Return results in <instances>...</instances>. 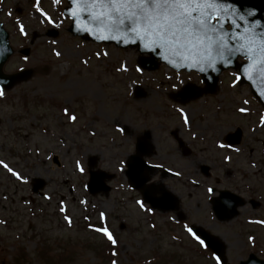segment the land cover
<instances>
[{
  "label": "rangeland",
  "instance_id": "374dc122",
  "mask_svg": "<svg viewBox=\"0 0 264 264\" xmlns=\"http://www.w3.org/2000/svg\"><path fill=\"white\" fill-rule=\"evenodd\" d=\"M35 4L37 0L0 4L11 45L30 47L27 61L14 54L4 72L33 70L28 81L0 98V160L22 177L17 180L0 167V220L4 221L0 264H15L21 248L28 254L22 264H110L112 256L105 253L111 242L95 231L105 227L116 240V264H217L211 252L202 250L185 231L184 226L191 224L218 236L225 264H238L249 253L264 259V125L260 122L264 113L246 85L233 84L235 71L221 74L214 95L192 103L193 124L208 130L202 140L193 142L191 154L178 160L179 151L167 130L183 125L164 97L182 82H200V77L164 66L137 72L138 54L133 49L70 35V19L62 13L65 0H39V8L53 24ZM50 30L57 32L56 37L47 36ZM33 32L38 37L33 39ZM136 89L141 92L138 97ZM236 130L241 131L240 152L218 149L217 143ZM145 131L156 138V158L181 171L178 178L156 173L151 177L177 198L174 211H147L149 206L124 176L127 156ZM224 154H230L229 163ZM92 155L96 168L114 174L106 193L92 195L85 188ZM77 162L83 172L77 170ZM202 162L210 166L213 176L229 173L244 182L248 196L257 195L261 206L245 205L235 218L217 221L206 193L193 190L190 182L192 176L202 177L198 168ZM33 178L44 180L41 194L31 192ZM41 244L47 246L38 249Z\"/></svg>",
  "mask_w": 264,
  "mask_h": 264
},
{
  "label": "snow or ice",
  "instance_id": "6c2138e0",
  "mask_svg": "<svg viewBox=\"0 0 264 264\" xmlns=\"http://www.w3.org/2000/svg\"><path fill=\"white\" fill-rule=\"evenodd\" d=\"M53 2L57 3L58 0ZM38 4L39 0L33 6L49 24H53L54 21ZM71 4L79 6L77 10H69L74 19L78 18L80 13H85L99 31L106 33L98 35L97 39L123 40L133 44L140 42L145 50L155 48L170 52L177 59L185 61L184 66L199 68L200 71L205 68L215 70L217 63L231 65L234 57L242 56L245 64L235 74L233 84H237L242 78L251 81L257 74L264 78V24L253 19L254 10H240L230 0H71ZM20 32L21 35L26 34L22 25ZM56 55L59 56L60 53L57 52ZM23 59L27 61L28 57ZM165 59L168 57L165 56ZM169 63L173 61L169 60ZM173 66L176 65L173 63ZM123 70L127 71L126 68ZM136 71L141 69L137 68ZM4 96L5 90L0 88V98ZM177 111L184 124L188 125L190 119L185 110L177 108ZM238 111L246 112L247 109L240 108ZM70 119L74 120L75 117ZM260 122L264 125V115L261 116ZM224 159L227 161L230 157L225 156ZM0 167L5 168L17 180L22 179L20 174L3 160H0ZM76 167L77 170L84 171L79 162ZM179 174L174 173L177 176ZM213 191V188L207 189L208 193ZM136 203L140 208H144L141 201ZM64 211L61 206V212ZM104 218L105 214L101 213V219ZM64 219L71 223L67 215ZM0 223L4 221L0 220ZM184 227L200 247H207L206 242L190 225ZM95 231L102 232L109 242L116 244L114 236L106 227L96 228ZM249 240H252V237H249ZM214 258L217 264H220L219 258ZM112 264H116V261L113 260Z\"/></svg>",
  "mask_w": 264,
  "mask_h": 264
},
{
  "label": "water",
  "instance_id": "95a60500",
  "mask_svg": "<svg viewBox=\"0 0 264 264\" xmlns=\"http://www.w3.org/2000/svg\"><path fill=\"white\" fill-rule=\"evenodd\" d=\"M68 3V6L64 8V13L68 15L72 21L70 26L68 27V31L74 35L79 36L85 41H94L96 43H104V44H114L116 47L121 48H131L138 52L139 54V64L143 69L146 70H154L156 69L160 63H165L166 65L174 68V69H185L187 71L189 70H196L198 71L201 76L203 82H205L206 90L204 92L211 93V88L216 85V82L218 80V75L222 70L229 69V68H235L239 70L241 67L244 66L245 62L238 63L237 58L242 56H236L233 58V62L231 65H225L224 63H217L215 65V70L211 68H205L204 71H200L199 68H192L184 66L186 64L185 61L177 59V57L170 53L165 52L162 49H155L152 50H145L142 47V44L140 42H137L135 44L133 43H125L123 40H114V39H108V40H101L97 39L96 37L103 33L102 31L98 30V27L94 24V22L88 18L87 14L80 13L79 17L74 19L71 16L70 9L77 10L79 6H73L71 4V0H66ZM232 4H234L238 9L240 10H247L252 9L255 11V16L253 19L261 21L262 24H264V0H230ZM57 34L56 31H52L49 33V35L55 36ZM8 35L4 30H0V52H2L1 58H0V86L4 89H10L14 84L27 80L32 73L31 69L23 70L14 74H3L2 73V66L6 59L12 54V49L8 46ZM28 51V50H24ZM165 56L168 57V59H165ZM243 58V57H242ZM169 60L173 61V63L176 66H173V63H169ZM242 82H245L249 85L251 93L255 96V98L259 101V103L264 107V78L260 77L258 74L257 76L249 81L246 79H241ZM137 95H140V92L136 93ZM181 94V92H180ZM202 94V92H201ZM139 144V143H138ZM141 144V142H140ZM95 161L92 159L90 162V165H94ZM127 170L126 175L129 178V181L135 186L140 187V185L145 181L144 178H141L140 180L137 179V171L142 168V165L135 166V164H131L128 162L127 164ZM136 173V174H134ZM136 176V177H135ZM112 175L105 174L101 171L98 172H91L90 173V179L88 182V188L91 193L98 192L100 190L107 191L109 188L104 183H102L103 179H110ZM44 185V182L42 180H35V183L33 185V190L37 192L39 188H42ZM141 188V187H140ZM228 197L225 198L227 200ZM222 206V210L217 211L220 217L226 216L230 217L235 212H230L231 214L224 212V206L223 203L220 204ZM233 211V210H231ZM198 233L202 235L204 240L206 241L207 245L214 249L220 257L223 259L221 248L219 247L220 244H216V238L210 236L208 233L201 231L200 229L197 230ZM218 242V241H217ZM219 245V246H218ZM251 260H254V257L251 256L250 260L247 262L241 263V264H249L251 263ZM261 264H264V262H260Z\"/></svg>",
  "mask_w": 264,
  "mask_h": 264
},
{
  "label": "flooded vegetation",
  "instance_id": "af4514ba",
  "mask_svg": "<svg viewBox=\"0 0 264 264\" xmlns=\"http://www.w3.org/2000/svg\"><path fill=\"white\" fill-rule=\"evenodd\" d=\"M193 133L194 137L193 138H190L189 135H191ZM203 133V131H201V129H195L193 130L191 133L190 132H187L186 129H182V128H178L176 130V133L174 134H170V140L171 141H174L176 144H177V150L179 151V154H178V160H181V157L182 156H188L189 154H191V152L182 147L184 144L183 143H179L177 141V139L181 138L183 139L185 142L186 140L188 142H191L193 144V142L197 141L196 137L200 136L201 134ZM186 134H187V137L188 139L186 138ZM149 137L150 135L147 134ZM187 144V142H186ZM188 145V144H187ZM193 146V145H192ZM153 156V153L152 154H149L147 155L145 158L146 160L149 161V163L151 164H154L156 166V168L154 169L153 173L151 174V177L153 176L154 173L156 174H159L161 176H163L164 174H166L167 172L165 170H163L161 168V164L165 163L166 161L164 160H158L155 156V158H153L152 160H150V158ZM201 163L198 165V168L200 169V172L202 173V170H201ZM172 174V173H170ZM194 180V183L192 184V188L193 190H205L206 188H213L214 191L212 193H210L212 196L215 195V194H218L220 191H223V190H227V191H231V192H234L235 194L241 196V197H244L246 198V191H244V189H247L246 187V184L244 182H242L241 180H236V178L234 179L233 178V182H232V185L231 186H227L228 183H230L228 180H232L231 179V176L227 173H225L224 175L222 176H213V177H205L202 175V177H199L198 176V179H196L195 177L192 176L191 180ZM150 182L151 179H150ZM153 183V182H152ZM154 185L156 186H159L158 184L154 183ZM250 200H245V204L247 205H251V204H259V198H252V197H249ZM255 199V200H254Z\"/></svg>",
  "mask_w": 264,
  "mask_h": 264
}]
</instances>
